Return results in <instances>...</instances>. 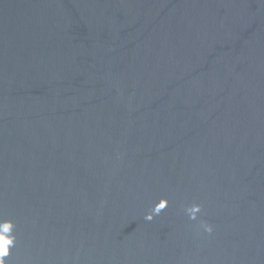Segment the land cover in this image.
Masks as SVG:
<instances>
[{
	"label": "water",
	"instance_id": "obj_1",
	"mask_svg": "<svg viewBox=\"0 0 264 264\" xmlns=\"http://www.w3.org/2000/svg\"><path fill=\"white\" fill-rule=\"evenodd\" d=\"M0 264H264V0H0Z\"/></svg>",
	"mask_w": 264,
	"mask_h": 264
}]
</instances>
